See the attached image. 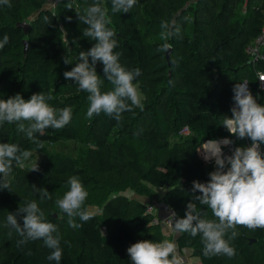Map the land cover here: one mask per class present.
<instances>
[{"label": "trees", "instance_id": "16d2710c", "mask_svg": "<svg viewBox=\"0 0 264 264\" xmlns=\"http://www.w3.org/2000/svg\"><path fill=\"white\" fill-rule=\"evenodd\" d=\"M27 2L38 14L27 22L31 27L26 34L18 24L26 22ZM69 2L73 9L66 8ZM10 3L11 7L0 6V38L5 33L10 37L0 50V99L19 93L27 100L34 93H50L52 106L71 107L72 120L63 129H47L43 136L37 133L43 149H37L15 123L0 127V143L46 154L38 162L39 171H30L27 161L24 167L14 166L10 192L0 189V264H55L47 259L50 250L42 240L19 247V235L5 227L8 212L32 200L57 226L63 249L60 264H131L127 254L131 244L166 238L154 223L157 214L133 196H152V202H165L182 218L191 201L192 182H207L214 170L198 148L224 137L232 139L235 147L250 145L248 138L238 139L219 124L223 115L231 116L236 83L248 81L253 96L264 105L258 77L264 75V59L253 64L246 51L264 25V0H248L246 5L245 0H137L126 14H113L111 0H104L110 27L117 33L120 63L141 70L134 83L143 96V108L123 113L119 122L103 113L88 118V93L63 75L75 66L80 51L95 43L83 36L86 26L75 12L79 9L83 14L94 0H62L55 11L47 8L48 0ZM190 17L191 24L183 28L182 19ZM164 20H174L180 28V35L168 40L169 58L168 51L157 50L163 43ZM65 56L72 64L64 63ZM96 70L103 79L101 63ZM111 88L104 80L102 91ZM186 126L189 133L183 135ZM70 143L75 146L70 148ZM63 145L77 154L58 153ZM72 175L80 177L89 193L85 207L100 209L88 222L77 218L83 225L78 229L68 226L66 214L55 203L68 190ZM32 185L46 188L52 198L41 201ZM164 188L161 197L153 191ZM201 207L212 219L210 210ZM236 231L232 258L204 257L200 236L187 233L176 237L177 251L202 264H264V229L238 226Z\"/></svg>", "mask_w": 264, "mask_h": 264}, {"label": "clouds", "instance_id": "9594fccd", "mask_svg": "<svg viewBox=\"0 0 264 264\" xmlns=\"http://www.w3.org/2000/svg\"><path fill=\"white\" fill-rule=\"evenodd\" d=\"M136 3L137 0H111V12L129 13ZM0 6L12 5L10 0H0ZM66 8L73 9L72 3H67ZM75 12L79 22L86 26L83 36L95 43L87 51H80L75 66L64 72V78L73 80L79 90L88 93V118L103 113L119 122L123 113L143 108L141 93L134 83L141 70L128 69L120 63L122 53L116 51L119 47L117 33L110 27L112 20L104 0H94L83 9V14L79 9ZM160 28L163 43L157 50L166 52L171 47L168 40L179 36L180 28L174 20L161 21ZM9 42L10 37L5 33L0 38V50ZM63 59L65 64H72L70 58ZM98 62L103 65V79L96 70ZM104 80L112 85L110 90L102 91ZM232 91L231 116L223 115L219 125L232 136L248 138L251 143L235 147L230 155L224 153V148L233 144L228 137L203 143L198 151L205 162H214L215 170L208 173L207 182H192L191 201L186 204L184 217L177 218L174 211L171 215L177 235L200 236L202 255L206 258L234 257L236 249L231 242L239 235L238 226L264 229V105L257 102L247 82L236 83ZM51 99V94L45 92L34 93L27 100L19 93L0 99V127L15 123L17 130L37 149H43L44 142L36 134L43 136L47 129H63L72 120L71 107L56 108L49 103ZM32 154L16 143H0V189L10 192L9 176L13 167H24ZM37 161L38 158L31 164L30 171H39ZM67 184L68 190L55 203L66 214L68 226L78 229L83 225L77 223V218L82 222L94 218L92 209L85 207L89 193L77 175L70 176ZM32 187L41 201L52 198L46 188ZM201 206L210 210L212 219L206 218L208 213ZM5 227H11L19 235V247L42 240L50 250L47 259L60 264L63 256L60 234L36 200L27 202L16 212H8ZM177 248L174 240H140L127 248V254L131 264H185Z\"/></svg>", "mask_w": 264, "mask_h": 264}, {"label": "rangeland", "instance_id": "374dc122", "mask_svg": "<svg viewBox=\"0 0 264 264\" xmlns=\"http://www.w3.org/2000/svg\"><path fill=\"white\" fill-rule=\"evenodd\" d=\"M27 14H26V17H25V21L26 22H30L31 21V19H33L35 16H37V14H38V12L37 11H35V10H33L31 7H30V5H29V3L27 2ZM191 21H192V19H191V17L190 18H187V19H182V25H183V28L185 27V25H190L191 24ZM170 56V55H169ZM141 97L143 98V96L141 95ZM86 120H85V118H83L82 119V122H85ZM69 146H70V148H73L75 145L74 144H72V143H70L69 144ZM231 146L232 145H230V146H228V147H225L224 148V153H225V155H230L231 154V151L233 150V149H231ZM66 147V149H67V151H64V149L63 148H65ZM201 147H199L198 148V150L200 149ZM58 153H60V154H66V155H76L77 153L75 152V153H73V151H69V148L67 147V145L65 146V145H63L62 147H59L58 148ZM198 153L201 155V151H198ZM46 156V154L44 153V152H35V153H33L32 154V157L30 158V160L29 161H27V167L28 168H30L31 167V164L38 158V161L37 162H39L40 160H42L44 157ZM202 156V155H201ZM207 163H211L212 165H213V169L215 170V165H214V162H207ZM15 178V175H10L9 176V180H11V179H14ZM153 191H154V193H156L159 197H161V195L162 194H164V193H166V188H164V189H153ZM133 198H135V199H138V200H140V201H142V202H145V203H147L149 206H150V208H149V212L151 213V214H156L157 213V211L155 210V209H152V196H150V197H145V196H141V195H134L133 196ZM89 208H91L92 209V211H94V212H98V213H100V209H99V207H96V206H89ZM159 226L163 229V231H164V234L166 235V238L165 239H169V240H176V237L178 236L174 231H173V227L172 228H170V227H168L166 224H164V223H160L159 224ZM103 230H104V232L106 231V228L104 227L103 228ZM184 259H185V264H195L196 262H197V260H196V258H194V257H187V256H183L182 254H180Z\"/></svg>", "mask_w": 264, "mask_h": 264}, {"label": "built area", "instance_id": "2783aa9c", "mask_svg": "<svg viewBox=\"0 0 264 264\" xmlns=\"http://www.w3.org/2000/svg\"><path fill=\"white\" fill-rule=\"evenodd\" d=\"M61 1L62 0H48L47 8L55 11ZM247 3H248V0H245V5ZM246 51L249 55L250 62L253 64H256L258 61H261L262 59H264V25L258 37L247 47ZM258 77L261 83V87L264 88V75L258 74ZM244 82L248 83V81H244ZM248 88H249V83H248ZM188 133H189V128L187 126L181 130V134L183 135H186ZM234 148H235V145L233 142L231 149H234ZM152 209L154 208L152 207ZM154 223L155 224L164 223L170 228L173 227L172 219H169L166 222H162L158 219V217H156L154 220Z\"/></svg>", "mask_w": 264, "mask_h": 264}, {"label": "water", "instance_id": "95a60500", "mask_svg": "<svg viewBox=\"0 0 264 264\" xmlns=\"http://www.w3.org/2000/svg\"><path fill=\"white\" fill-rule=\"evenodd\" d=\"M18 26L24 29L26 34L28 33L29 28L31 27V25L28 24L27 22H22L18 24ZM27 48H28V41H25V51H27ZM170 53H171V48H169L167 52L168 58ZM152 207L157 211V217L160 221L166 222L169 219H172L173 221V217L171 215L174 210L171 209L165 202H159L157 200H154L152 202ZM54 216H57V214H55Z\"/></svg>", "mask_w": 264, "mask_h": 264}, {"label": "crops", "instance_id": "0c3cea01", "mask_svg": "<svg viewBox=\"0 0 264 264\" xmlns=\"http://www.w3.org/2000/svg\"><path fill=\"white\" fill-rule=\"evenodd\" d=\"M196 260H197V262L195 264H202L198 258H196Z\"/></svg>", "mask_w": 264, "mask_h": 264}]
</instances>
